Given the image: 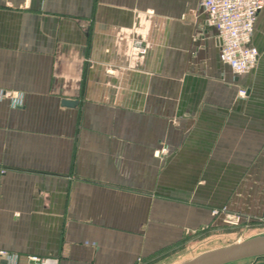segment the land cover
<instances>
[{
  "label": "crops",
  "instance_id": "obj_1",
  "mask_svg": "<svg viewBox=\"0 0 264 264\" xmlns=\"http://www.w3.org/2000/svg\"><path fill=\"white\" fill-rule=\"evenodd\" d=\"M200 3L0 0V264H167L264 216V7L237 75Z\"/></svg>",
  "mask_w": 264,
  "mask_h": 264
},
{
  "label": "built area",
  "instance_id": "obj_2",
  "mask_svg": "<svg viewBox=\"0 0 264 264\" xmlns=\"http://www.w3.org/2000/svg\"><path fill=\"white\" fill-rule=\"evenodd\" d=\"M200 5L207 14L209 24L217 31L220 60L237 75L255 68L259 52L251 45V39L258 14L264 7V0H201ZM133 48L140 54L147 53V48L141 41L135 42ZM239 94L246 96V91L242 90ZM5 96L13 97V94L7 92ZM165 153V148L157 151V155ZM5 173L6 170L0 168V178ZM213 216H222L223 222L229 226H238L248 219L225 208L213 211ZM257 220L264 221V216ZM6 255V252H0L1 257ZM30 259L37 264H58V260L51 258Z\"/></svg>",
  "mask_w": 264,
  "mask_h": 264
},
{
  "label": "rangeland",
  "instance_id": "obj_3",
  "mask_svg": "<svg viewBox=\"0 0 264 264\" xmlns=\"http://www.w3.org/2000/svg\"><path fill=\"white\" fill-rule=\"evenodd\" d=\"M243 222L238 226H225L224 222V225L214 228H211L210 225L204 226L203 231L201 230L197 232L195 237L196 241H200L195 242L192 245L189 244V248L187 249L186 253L182 254L181 257L174 258L171 263L167 264H181L185 261H188V259H193L199 256L201 253L207 252L208 250L218 249L248 240L253 237L264 235V221H258L256 218H248ZM193 241L195 240L193 239ZM254 261L255 259L252 258L247 259L244 262L249 263Z\"/></svg>",
  "mask_w": 264,
  "mask_h": 264
},
{
  "label": "water",
  "instance_id": "obj_4",
  "mask_svg": "<svg viewBox=\"0 0 264 264\" xmlns=\"http://www.w3.org/2000/svg\"><path fill=\"white\" fill-rule=\"evenodd\" d=\"M63 104L67 107H73L76 102L64 100ZM261 257H264V235L207 251L181 264H230Z\"/></svg>",
  "mask_w": 264,
  "mask_h": 264
}]
</instances>
